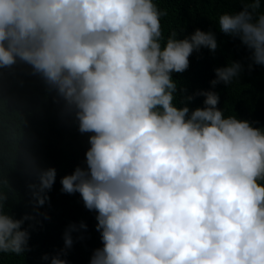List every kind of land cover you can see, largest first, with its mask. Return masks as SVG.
<instances>
[{"label": "clouds", "instance_id": "9594fccd", "mask_svg": "<svg viewBox=\"0 0 264 264\" xmlns=\"http://www.w3.org/2000/svg\"><path fill=\"white\" fill-rule=\"evenodd\" d=\"M233 2L242 9L221 14L219 30L264 65L262 0ZM164 15L157 0H0V69L30 66L78 131L90 133L86 166L60 180L63 193H79L96 213L102 247L89 264H264V127L225 117L214 91L174 103L172 74L187 70L194 51L218 45L200 29L183 39L173 31L165 41ZM241 69L218 67L210 83L229 85ZM195 96L203 106L190 109ZM36 178L27 187L38 209L56 170L40 169ZM7 200L0 187V254L19 256L30 251L23 225L33 217L14 218ZM86 227L68 225L64 248L42 259L67 264L61 256L71 233Z\"/></svg>", "mask_w": 264, "mask_h": 264}, {"label": "trees", "instance_id": "16d2710c", "mask_svg": "<svg viewBox=\"0 0 264 264\" xmlns=\"http://www.w3.org/2000/svg\"><path fill=\"white\" fill-rule=\"evenodd\" d=\"M157 6L167 11L160 18L165 41L173 31L178 34L177 39H183L200 29L214 33L218 45L214 52L203 47L194 51L187 70L172 74L178 84L174 103L180 106L184 95L197 91H214L219 95L217 106L225 117L236 116L264 127V65L252 64L250 51L238 38L222 33L218 25L221 14L239 12L242 5L233 0H157ZM261 13L264 0L256 12ZM231 62L242 65L238 77L229 85L220 83L213 87L210 81L215 79L214 69ZM180 88L187 91L180 92ZM203 99L195 96L188 107H202ZM89 135L78 131L64 102L39 75L32 74L30 66L18 62L11 68L0 69V179L8 182L0 187L8 196L5 212L16 219L33 217L23 225L30 232V251L19 256L0 254V264H50L42 257L47 254L50 258L63 249L66 228L81 222L86 229L71 233L72 247L61 258L67 264H89L93 250L102 247L100 233L95 229V211L84 207L79 193H63L60 184L61 178L72 174L77 166H86ZM49 167L56 170L55 183L46 193L48 201L37 209L27 186L38 183L37 171Z\"/></svg>", "mask_w": 264, "mask_h": 264}]
</instances>
